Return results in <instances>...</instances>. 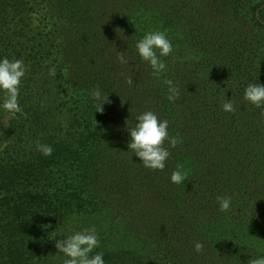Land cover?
<instances>
[{
    "label": "trees",
    "instance_id": "obj_1",
    "mask_svg": "<svg viewBox=\"0 0 264 264\" xmlns=\"http://www.w3.org/2000/svg\"><path fill=\"white\" fill-rule=\"evenodd\" d=\"M150 31L174 48L159 77L135 49ZM0 57L28 68L22 113L4 123L0 110V264H63L56 240L93 225L105 264L264 256V109L243 98L264 84V0H0ZM96 87L109 95L102 113ZM226 99L235 113L222 110ZM147 111L178 141L165 143L164 171L127 147ZM177 165L188 173L179 186ZM222 196L228 212L218 211Z\"/></svg>",
    "mask_w": 264,
    "mask_h": 264
},
{
    "label": "clouds",
    "instance_id": "obj_2",
    "mask_svg": "<svg viewBox=\"0 0 264 264\" xmlns=\"http://www.w3.org/2000/svg\"><path fill=\"white\" fill-rule=\"evenodd\" d=\"M136 53L140 59L147 63L155 76L159 77L167 69V65L162 57L173 54L172 41L164 31H150L136 43ZM117 59L121 65L128 64V59L124 52L118 53ZM28 71L22 59H8L0 57V110H3L11 118H15L18 113H22L19 104L21 83ZM49 76H56L55 67L49 69ZM126 84L131 86L133 80L128 78ZM168 87V101L175 102L179 97V89L171 80L165 81ZM106 93L99 87L91 91V98L94 101L96 113L104 111V105L109 103ZM244 100L258 109H264V84H249L244 90ZM222 110L226 113H235L236 107L231 99H226L222 105ZM169 122L160 119L154 112L147 111L136 117L134 127L127 132L129 142L127 147L133 155L141 162L142 167L152 171H164L166 162L170 158L169 147L174 148L177 144L175 137H170L168 133ZM169 147H165V143ZM37 150L44 156H51L53 148L47 144H37ZM188 173L181 165L171 173L170 182L174 185H181L187 179ZM218 211L228 212L231 207V197H217ZM100 240L96 227L90 226L80 231L73 230L71 234L56 240L55 248L57 254H63V264H105L104 253L96 252L99 248ZM204 244L195 243V252L202 253ZM249 264H264V256L253 258Z\"/></svg>",
    "mask_w": 264,
    "mask_h": 264
},
{
    "label": "rangeland",
    "instance_id": "obj_3",
    "mask_svg": "<svg viewBox=\"0 0 264 264\" xmlns=\"http://www.w3.org/2000/svg\"><path fill=\"white\" fill-rule=\"evenodd\" d=\"M9 118V116H5L3 122L5 123Z\"/></svg>",
    "mask_w": 264,
    "mask_h": 264
}]
</instances>
